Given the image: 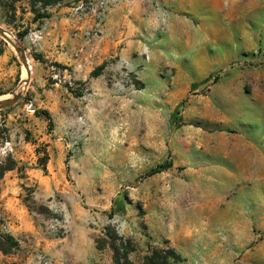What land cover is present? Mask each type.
Listing matches in <instances>:
<instances>
[{
  "label": "rangeland",
  "instance_id": "1",
  "mask_svg": "<svg viewBox=\"0 0 264 264\" xmlns=\"http://www.w3.org/2000/svg\"><path fill=\"white\" fill-rule=\"evenodd\" d=\"M0 26V264H113L108 234L264 264V0H0Z\"/></svg>",
  "mask_w": 264,
  "mask_h": 264
},
{
  "label": "trees",
  "instance_id": "2",
  "mask_svg": "<svg viewBox=\"0 0 264 264\" xmlns=\"http://www.w3.org/2000/svg\"><path fill=\"white\" fill-rule=\"evenodd\" d=\"M43 1V0H42ZM43 17H48L46 15L38 16L39 19ZM27 35V32L20 34V40ZM36 57V56H35ZM37 58V57H36ZM38 59V58H37ZM101 66L99 69H102ZM38 115L43 113L46 118L51 123V114L48 111L37 112ZM18 169V162L11 155L7 156L4 160L0 161V195H1V181L3 180L5 174L9 171ZM6 241L16 245L14 238L11 236L5 237ZM98 248L104 250L109 248L113 253V264H175L182 260L180 254H178L174 249L171 248H152L149 249L147 254L143 257L142 262L137 263L131 260L130 255L136 251V249L131 246L130 241L124 240L122 237L114 236L111 234L105 235V237L99 238ZM0 249L5 253L10 251V248L6 247L5 244L0 243Z\"/></svg>",
  "mask_w": 264,
  "mask_h": 264
},
{
  "label": "crops",
  "instance_id": "3",
  "mask_svg": "<svg viewBox=\"0 0 264 264\" xmlns=\"http://www.w3.org/2000/svg\"><path fill=\"white\" fill-rule=\"evenodd\" d=\"M188 11L191 14H193L194 16H199L202 21L208 20V17L211 14H214L211 12L209 6H205V5L204 6H197L196 4H192V6L190 7V10H188ZM178 18H180V17L171 18L169 21L170 25H172L174 27L177 23L178 24L179 23H182V24L185 23L183 20H179Z\"/></svg>",
  "mask_w": 264,
  "mask_h": 264
},
{
  "label": "water",
  "instance_id": "4",
  "mask_svg": "<svg viewBox=\"0 0 264 264\" xmlns=\"http://www.w3.org/2000/svg\"><path fill=\"white\" fill-rule=\"evenodd\" d=\"M0 33L7 39H10L9 38V33L8 31H6L5 29H3L1 26H0ZM18 51L21 53V56H22V61H23V64L24 66L28 69V76L30 77V69H29V64H28V59H27V55H26V52L24 49L22 48H18ZM28 83V82H27ZM22 95L21 94H14V98L11 99V100H1L0 101V107H4V106H11L13 105L14 103H16L17 101H19L21 99Z\"/></svg>",
  "mask_w": 264,
  "mask_h": 264
},
{
  "label": "built area",
  "instance_id": "5",
  "mask_svg": "<svg viewBox=\"0 0 264 264\" xmlns=\"http://www.w3.org/2000/svg\"><path fill=\"white\" fill-rule=\"evenodd\" d=\"M110 0H99L100 4L102 6H106L109 3ZM113 1H119V0H113Z\"/></svg>",
  "mask_w": 264,
  "mask_h": 264
}]
</instances>
